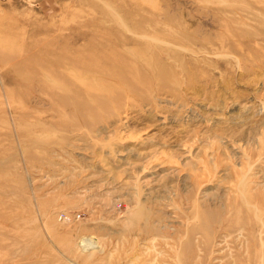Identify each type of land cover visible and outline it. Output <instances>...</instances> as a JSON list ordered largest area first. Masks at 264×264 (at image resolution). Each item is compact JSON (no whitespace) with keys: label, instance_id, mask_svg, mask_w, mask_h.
I'll use <instances>...</instances> for the list:
<instances>
[{"label":"rangeland","instance_id":"obj_1","mask_svg":"<svg viewBox=\"0 0 264 264\" xmlns=\"http://www.w3.org/2000/svg\"><path fill=\"white\" fill-rule=\"evenodd\" d=\"M0 264H264V0H0Z\"/></svg>","mask_w":264,"mask_h":264}]
</instances>
